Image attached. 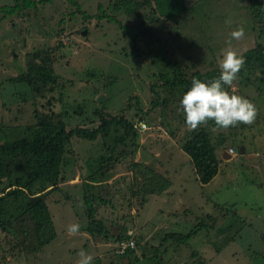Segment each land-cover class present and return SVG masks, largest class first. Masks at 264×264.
<instances>
[{
	"label": "rangeland",
	"instance_id": "rangeland-1",
	"mask_svg": "<svg viewBox=\"0 0 264 264\" xmlns=\"http://www.w3.org/2000/svg\"><path fill=\"white\" fill-rule=\"evenodd\" d=\"M76 1L80 10L55 0L22 9L18 16L0 13V137L4 142L19 139L40 115L52 113L62 114L66 130L96 128L100 115L122 116L132 125L142 119L148 130H135L137 141L126 147L114 144L120 132H111L103 146L101 139L73 138L61 168L65 182L53 191H26L29 198L44 199L56 238L33 252L32 225L22 216L15 225L0 228V264H78L81 250L93 257L91 264H264V76L258 74L256 81L250 75L225 88L254 104L253 124L225 130L209 121L196 129H206L214 143L220 142L218 135L226 139L216 151L218 173L203 186L181 150L190 130L179 111L180 89L154 109L151 88L160 69L145 57L150 52L176 58L186 64L188 77L219 70L225 49L242 54L264 47V5L251 9L260 0H182L183 13L155 23L153 7L142 5L132 18L118 9L121 0ZM116 2L121 6L113 7ZM4 5L14 2L0 0ZM239 28L244 37L232 39ZM127 31L137 36L136 49ZM40 51L53 60L55 86L36 91L12 81L27 72L31 54ZM92 71L95 77L89 79L86 73ZM101 157L114 161L103 163V171L87 184L85 177L98 168ZM12 165L13 177L24 175L21 165ZM154 173L169 183L161 184ZM152 189L162 192L150 195ZM84 197L101 199L91 205L102 235L86 230L90 219ZM72 225L78 226L75 234H69ZM124 228L134 250L121 256L115 252ZM192 231L186 245L167 238Z\"/></svg>",
	"mask_w": 264,
	"mask_h": 264
},
{
	"label": "trees",
	"instance_id": "trees-1",
	"mask_svg": "<svg viewBox=\"0 0 264 264\" xmlns=\"http://www.w3.org/2000/svg\"><path fill=\"white\" fill-rule=\"evenodd\" d=\"M13 6L4 5L0 7V13H3V18L9 16H18L22 9L35 8L37 5L45 6L51 4L55 0H12ZM78 10L80 6L76 0H65ZM123 3L113 4V7L123 9L126 14H130L134 18L138 14V8L143 6L153 7L156 12V18L151 19L152 22L158 23L160 19L165 21L169 18H174L177 14H181L185 11V2L182 0H142L139 1H126L121 0ZM210 0H201L200 2H208ZM220 2L235 1V0H217ZM250 0H244L247 3ZM253 7H261L264 5V0H260L258 3H252ZM100 5L98 10H100ZM115 8V9H116ZM263 10V8H261ZM259 12L255 13L258 16ZM103 15V14H102ZM87 18L88 16L85 15ZM108 22L115 23L126 33V30L114 19L107 17ZM127 35L133 42L134 49L137 48L135 43L138 38L136 35L127 31ZM242 56L246 63L240 73L238 79L235 81L241 83L243 79H247L248 76L253 75L254 80H258V74L264 76V47L262 45H256L254 48L245 51ZM151 60L152 64H156L160 70H157V79L152 84L151 93L153 95L152 104L156 109L160 106L166 105V100L170 101V97H173L175 92L179 91V104L183 95L191 87L193 79H198L201 82H210L220 76L221 70H214L210 73L200 74L194 72L188 77V69L186 64L178 61L176 58L169 59L163 55H154L148 53L145 55ZM32 61H27V72L20 74L12 81L26 84L32 87L33 90L39 91L49 86H55V74L51 68L53 60H51L49 54L45 52H36L31 54ZM86 76L89 79L95 77V73L88 72ZM262 80V79H260ZM259 81V80H258ZM234 82V83H235ZM225 88L228 86H224ZM160 90V92L156 91ZM50 90V88H49ZM164 93V97L161 98L160 93ZM62 114H46L40 115L36 119L34 126L27 127L26 133L21 134L19 139H12L8 142H4L0 137V228L6 226L11 227L19 222V218L24 216L25 220H28L32 225L33 236L35 240V246L32 249L33 252H38L42 247L49 244L56 238L54 226L51 217L48 212L47 205L42 198H29L26 191L29 193H42L45 190L53 191L57 188L58 183H64L65 179L61 178V168L64 166V154L67 152L73 138L82 139L83 141L94 142L96 140H103L102 146L105 145L104 141L109 138L110 133H121V135L115 136L114 144L126 145L134 144L138 139L137 132L133 129L132 122L128 121L122 116H113L109 118L108 115H100V123L96 128L87 129H71L66 130V126L60 120ZM146 114L143 116L145 117ZM142 117V118H143ZM183 123L185 120L182 119ZM142 122V119L140 120ZM144 123V122H143ZM6 127L5 129H7ZM178 132V131H177ZM220 142L214 143V139L206 129L199 131H189V135L184 143L181 145V150L189 157L190 162L195 170L198 182L205 186L208 185L218 173V160L216 151L226 139L221 135L216 137ZM104 148V147H103ZM135 149V145L133 147ZM109 150V148H108ZM114 151V150H111ZM108 161L111 164L114 160L111 157L99 159L98 168H94L93 173L87 175L84 182L87 184L92 182L95 174L103 171V163ZM13 163H17L23 167L22 171L24 175L13 177ZM156 174V173H154ZM158 181L165 185L169 180L160 176L159 174L153 175ZM91 181H89V180ZM83 182V181H82ZM37 187L38 189H36ZM146 186L142 188L144 191ZM48 191V192H49ZM154 192L153 189L149 194H159ZM144 193V192H143ZM148 194V193H144ZM101 201L96 197L92 200L84 197V203L87 206V214L89 215V226L87 231L90 234L103 232V228L97 227L94 221L93 215L95 210L93 209L91 202ZM102 202H104L102 200ZM89 208V209H88ZM18 213H17V212ZM16 214H20L19 217H15ZM25 223V221H24ZM127 229H121L118 237V242L129 241V236L126 232ZM195 231L189 234L168 235V240L173 239L175 242L186 245ZM134 249L127 248L121 256H125L131 253Z\"/></svg>",
	"mask_w": 264,
	"mask_h": 264
},
{
	"label": "clouds",
	"instance_id": "clouds-1",
	"mask_svg": "<svg viewBox=\"0 0 264 264\" xmlns=\"http://www.w3.org/2000/svg\"><path fill=\"white\" fill-rule=\"evenodd\" d=\"M244 35V29L239 28L231 33V38L240 40ZM245 63V59L229 47L222 52V59L218 62L221 70L218 78L207 83L198 79L192 80L190 89L183 95L179 105L187 129L195 131L202 125H208L209 121H213L217 129L225 130L239 124L251 125L255 122L257 110L254 104L242 96L230 95L224 87H233ZM77 230V225L68 229L69 234H75ZM78 256V264H91L93 260L83 250Z\"/></svg>",
	"mask_w": 264,
	"mask_h": 264
},
{
	"label": "built area",
	"instance_id": "built-area-1",
	"mask_svg": "<svg viewBox=\"0 0 264 264\" xmlns=\"http://www.w3.org/2000/svg\"><path fill=\"white\" fill-rule=\"evenodd\" d=\"M133 129L136 130L138 133H144L146 130H148L147 126L143 122H138L137 124L133 125ZM229 154L233 155L234 151L233 149L229 150ZM121 247L115 252L118 255H122L124 251L129 247L133 248V243L130 241L128 243H120Z\"/></svg>",
	"mask_w": 264,
	"mask_h": 264
},
{
	"label": "water",
	"instance_id": "water-1",
	"mask_svg": "<svg viewBox=\"0 0 264 264\" xmlns=\"http://www.w3.org/2000/svg\"><path fill=\"white\" fill-rule=\"evenodd\" d=\"M102 101L101 97L98 99V102L100 103Z\"/></svg>",
	"mask_w": 264,
	"mask_h": 264
}]
</instances>
